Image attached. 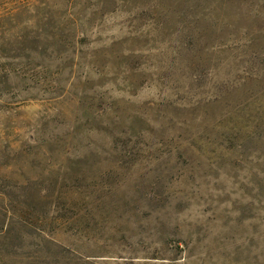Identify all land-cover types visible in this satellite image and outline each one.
I'll list each match as a JSON object with an SVG mask.
<instances>
[{
	"label": "rangeland",
	"instance_id": "1",
	"mask_svg": "<svg viewBox=\"0 0 264 264\" xmlns=\"http://www.w3.org/2000/svg\"><path fill=\"white\" fill-rule=\"evenodd\" d=\"M0 264H264V0H0Z\"/></svg>",
	"mask_w": 264,
	"mask_h": 264
}]
</instances>
